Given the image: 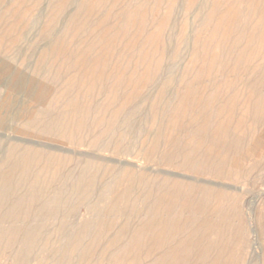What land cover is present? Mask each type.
Segmentation results:
<instances>
[{"label":"rangeland","instance_id":"1","mask_svg":"<svg viewBox=\"0 0 264 264\" xmlns=\"http://www.w3.org/2000/svg\"><path fill=\"white\" fill-rule=\"evenodd\" d=\"M263 152L264 0H0V264H264Z\"/></svg>","mask_w":264,"mask_h":264},{"label":"bare ground","instance_id":"2","mask_svg":"<svg viewBox=\"0 0 264 264\" xmlns=\"http://www.w3.org/2000/svg\"><path fill=\"white\" fill-rule=\"evenodd\" d=\"M37 118V117H36ZM227 123V122H226ZM262 136V135H261ZM264 153V152H263ZM182 162V161H181ZM200 164V163H199ZM27 165V164H26ZM136 165V164H135ZM229 172V171H228ZM171 174V173H169ZM235 174V173H234ZM187 178V177H186ZM199 178V177H198ZM199 181V180H198ZM200 182V181H199ZM206 184V183H205ZM128 192V191H127ZM220 201V200H219ZM14 206V205H13ZM126 229V228H125ZM158 233V232H157Z\"/></svg>","mask_w":264,"mask_h":264}]
</instances>
